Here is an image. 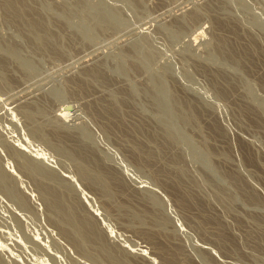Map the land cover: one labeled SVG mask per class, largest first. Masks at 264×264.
Listing matches in <instances>:
<instances>
[{
    "label": "rangeland",
    "instance_id": "rangeland-1",
    "mask_svg": "<svg viewBox=\"0 0 264 264\" xmlns=\"http://www.w3.org/2000/svg\"><path fill=\"white\" fill-rule=\"evenodd\" d=\"M170 263L264 264V0H0V264Z\"/></svg>",
    "mask_w": 264,
    "mask_h": 264
},
{
    "label": "bare ground",
    "instance_id": "bare-ground-1",
    "mask_svg": "<svg viewBox=\"0 0 264 264\" xmlns=\"http://www.w3.org/2000/svg\"><path fill=\"white\" fill-rule=\"evenodd\" d=\"M177 196H178V195H177ZM58 199H60V198H58ZM49 200H50V199H49ZM182 200H184V199H182ZM59 201H60V200H59ZM51 204H52V203H51ZM53 205H54V204H53ZM74 221H76V220H74ZM78 221H79V220H78ZM80 222H81V221H80ZM73 223L76 224L77 222H73ZM83 223H84V222H83ZM83 223H80V225H82ZM76 228H78V227H76ZM80 232H81V231H80ZM166 251H167V250H166ZM173 257H174V256H173ZM168 259H169V258H168ZM169 262H170V259H169ZM171 263H172V262H171ZM171 263H170V264H171ZM174 264H175V263H174Z\"/></svg>",
    "mask_w": 264,
    "mask_h": 264
}]
</instances>
